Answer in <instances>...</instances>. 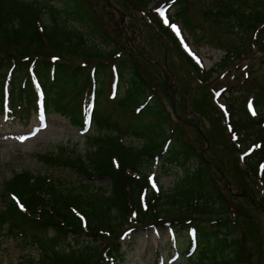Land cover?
I'll list each match as a JSON object with an SVG mask.
<instances>
[{
  "label": "trees",
  "instance_id": "1",
  "mask_svg": "<svg viewBox=\"0 0 264 264\" xmlns=\"http://www.w3.org/2000/svg\"><path fill=\"white\" fill-rule=\"evenodd\" d=\"M150 1L136 0V8L144 13ZM210 2L214 7L204 16L226 22L231 31L253 29L259 51L264 50V0ZM166 3L161 0L159 6ZM151 11L149 22L167 43H173L169 25L163 26L153 7ZM97 38L109 41L87 0H0V111L8 101L10 115L23 119L41 97L46 113L58 112L71 126L83 127L90 98L94 105L83 151L58 145L39 156L80 176L76 183L25 170L3 184L0 235L24 238L37 251L36 258L23 256L17 264H119L124 256L118 241L123 229L116 232L121 221L129 229L167 226L177 234L183 232L185 264H245L241 236L235 234L231 194L224 192L215 167L206 162L213 157L210 148L204 152L207 159L201 158L123 46L107 52L94 43ZM222 64L224 58L218 67ZM209 73H201V83ZM107 76L124 85L123 94L113 101L129 123H120L100 107ZM72 90L68 102H60ZM80 90L84 97L75 100ZM253 94L254 116L246 110V98L235 105L228 100L224 121L235 136L231 146L242 155L241 171L254 180L258 176L264 185V81ZM130 137L140 139L141 145L126 143ZM160 154L163 165L180 170L165 190L157 175L155 187L147 181V168ZM95 176L107 177L108 189L82 181ZM10 194L23 206H17ZM175 215L181 217H171ZM188 231L195 234L194 246ZM80 236L88 239L80 241Z\"/></svg>",
  "mask_w": 264,
  "mask_h": 264
},
{
  "label": "rangeland",
  "instance_id": "2",
  "mask_svg": "<svg viewBox=\"0 0 264 264\" xmlns=\"http://www.w3.org/2000/svg\"><path fill=\"white\" fill-rule=\"evenodd\" d=\"M87 1L105 30L107 39L111 40L106 43L97 38L93 40L94 43L107 52L112 51L114 46H123L121 49L128 52L139 65L144 78L158 92L166 112L176 121L183 137L203 154L210 148L213 157L209 159L211 161H206L215 167L214 175L221 180L219 182L224 192L231 194L229 201L232 212L236 213L235 234L241 236L245 264H264V193L260 190L264 189V185L260 184L258 176L254 180L241 171L243 166L238 160L237 147H232L230 143L236 140L224 121L228 100L235 105L242 98L254 96V88L264 81V50L259 51V40L253 29L237 28L231 31L226 22H215L204 16L214 7L210 0H176L167 14L175 17L184 41L169 29L174 41L167 43L148 20L152 7L161 0H151L144 13L136 8V0ZM161 24L167 26L162 21ZM68 58L73 62L78 60ZM223 58L224 65L218 67ZM207 71L210 72L208 80L201 83L200 75ZM108 78L103 82L100 107L111 111L112 117H116L120 123H129L124 111L107 98ZM83 83L84 76L79 81V89ZM123 91L124 85H120L117 94L121 95ZM72 92L75 93L74 90L65 93L60 102H68ZM80 92L76 93L75 100L79 99ZM180 102H183V108ZM247 110L250 115L253 114L254 110ZM33 111L32 108L23 120H10L0 112V209L3 184L16 173L25 170L33 175L44 173L66 183H76L80 178L69 169L53 166L52 162L45 163L39 156L54 151L58 145L83 151L84 133L70 126L68 120L58 112L48 111L47 115L41 116ZM125 142L141 145L138 138L130 137ZM161 159L159 155L148 170L158 176V184L165 190L174 184L180 170L174 165H163ZM191 161L194 164V159ZM82 181L105 189L109 186V180L104 176ZM237 187L243 191L239 192ZM202 218L205 219V216ZM127 226L126 221H121L116 232ZM131 230L118 238L124 255L120 264H185L183 232H174V238H171L172 234H169L166 226H140ZM86 239V236L78 237L80 241ZM174 251L180 252L176 258L174 254L171 255ZM23 256L36 258V248L24 238L0 235V264H17Z\"/></svg>",
  "mask_w": 264,
  "mask_h": 264
},
{
  "label": "water",
  "instance_id": "3",
  "mask_svg": "<svg viewBox=\"0 0 264 264\" xmlns=\"http://www.w3.org/2000/svg\"><path fill=\"white\" fill-rule=\"evenodd\" d=\"M118 13H119V11L118 10H116ZM122 16H121V23H122ZM201 153V152H200ZM226 186H227V188L229 189V186H228V183H226ZM230 190V189H229ZM243 195H244V193H242ZM238 195H241V194H238Z\"/></svg>",
  "mask_w": 264,
  "mask_h": 264
},
{
  "label": "snow or ice",
  "instance_id": "4",
  "mask_svg": "<svg viewBox=\"0 0 264 264\" xmlns=\"http://www.w3.org/2000/svg\"><path fill=\"white\" fill-rule=\"evenodd\" d=\"M178 31V30H177ZM154 187H155V185H154Z\"/></svg>",
  "mask_w": 264,
  "mask_h": 264
}]
</instances>
